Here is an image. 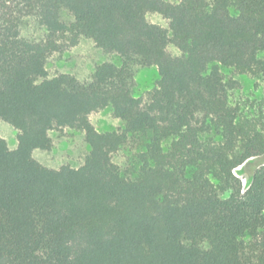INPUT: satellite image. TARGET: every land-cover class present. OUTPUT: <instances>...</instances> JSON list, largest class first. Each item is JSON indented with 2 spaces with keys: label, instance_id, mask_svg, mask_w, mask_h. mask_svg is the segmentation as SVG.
<instances>
[{
  "label": "trees",
  "instance_id": "trees-1",
  "mask_svg": "<svg viewBox=\"0 0 264 264\" xmlns=\"http://www.w3.org/2000/svg\"><path fill=\"white\" fill-rule=\"evenodd\" d=\"M26 18L44 38L21 37ZM82 38L122 64L48 78ZM136 66L158 72L145 101ZM222 67L264 83V0H0V122L17 131L15 150L0 137V264H264V164L243 194L235 175L264 156V98H234ZM106 108L122 128L96 130ZM64 128L83 165L42 166L32 152ZM131 137L147 138L134 178L113 162Z\"/></svg>",
  "mask_w": 264,
  "mask_h": 264
},
{
  "label": "rangeland",
  "instance_id": "rangeland-1",
  "mask_svg": "<svg viewBox=\"0 0 264 264\" xmlns=\"http://www.w3.org/2000/svg\"><path fill=\"white\" fill-rule=\"evenodd\" d=\"M177 2L178 0H170ZM63 22L69 24L73 21L72 15L63 10L60 14ZM150 23L168 29V21L157 14H148ZM45 29L38 25L35 19L26 18L22 21L20 35L22 38L39 41L44 38ZM170 51L177 53L173 47ZM103 63H112L117 66L122 64V59L116 54H107L98 49L95 44L82 38L79 44L64 53L52 54L46 62L48 78L60 74H67L75 77L81 82L89 80L96 66ZM134 96L144 101L147 93L152 89L158 80V72L155 68H141L136 66ZM226 78L234 77L239 83V89L235 91L234 98H264V83H259L256 88V81L246 75L234 74L233 70L221 68ZM92 125L99 132H108L122 128V123L113 117L111 109L106 108L90 116ZM52 140V147L49 151L34 150L32 157L42 166L58 170L63 166L77 169L83 165L90 148L85 142L84 133L69 128L53 131L49 134ZM0 137L5 140L9 150L17 147V131L4 122H0ZM147 138L131 137L129 141L113 155V162L120 168L123 174L134 178L139 169L138 154L144 151V144ZM264 164V156L249 160L245 165L235 170V175L241 179L245 192L251 182L252 174L259 165Z\"/></svg>",
  "mask_w": 264,
  "mask_h": 264
},
{
  "label": "clouds",
  "instance_id": "clouds-1",
  "mask_svg": "<svg viewBox=\"0 0 264 264\" xmlns=\"http://www.w3.org/2000/svg\"><path fill=\"white\" fill-rule=\"evenodd\" d=\"M243 191H244V189L242 188V189H241V194H243Z\"/></svg>",
  "mask_w": 264,
  "mask_h": 264
}]
</instances>
